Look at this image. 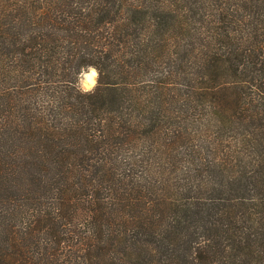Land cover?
Masks as SVG:
<instances>
[{
    "label": "trees",
    "instance_id": "trees-1",
    "mask_svg": "<svg viewBox=\"0 0 264 264\" xmlns=\"http://www.w3.org/2000/svg\"><path fill=\"white\" fill-rule=\"evenodd\" d=\"M0 264H264V0H0Z\"/></svg>",
    "mask_w": 264,
    "mask_h": 264
},
{
    "label": "clouds",
    "instance_id": "clouds-1",
    "mask_svg": "<svg viewBox=\"0 0 264 264\" xmlns=\"http://www.w3.org/2000/svg\"><path fill=\"white\" fill-rule=\"evenodd\" d=\"M99 70L91 65L82 66L77 75V87L82 93H91L94 91L99 80Z\"/></svg>",
    "mask_w": 264,
    "mask_h": 264
}]
</instances>
